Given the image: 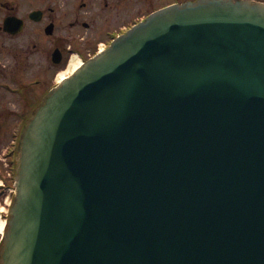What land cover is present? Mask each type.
<instances>
[{"label":"water","instance_id":"95a60500","mask_svg":"<svg viewBox=\"0 0 264 264\" xmlns=\"http://www.w3.org/2000/svg\"><path fill=\"white\" fill-rule=\"evenodd\" d=\"M15 164L0 264H264V3L152 13L43 97Z\"/></svg>","mask_w":264,"mask_h":264},{"label":"flooded vegetation","instance_id":"af4514ba","mask_svg":"<svg viewBox=\"0 0 264 264\" xmlns=\"http://www.w3.org/2000/svg\"><path fill=\"white\" fill-rule=\"evenodd\" d=\"M66 1L71 2L66 12H58L53 4L43 6L41 0H0V150L5 148L0 154V222L3 224L9 217L10 160L17 147L16 141L11 140L8 120L30 115L56 83L58 69L65 65L73 47L88 51L94 43L92 37L108 36L110 27L118 24L123 15L131 13L142 1L150 0ZM157 1L155 4L142 2L151 4L146 13L168 4L195 0ZM26 2L31 7L29 10ZM140 13L127 22L145 15ZM12 17L16 20L5 25ZM20 26L21 31H15ZM26 33L31 40L24 43Z\"/></svg>","mask_w":264,"mask_h":264},{"label":"rangeland","instance_id":"374dc122","mask_svg":"<svg viewBox=\"0 0 264 264\" xmlns=\"http://www.w3.org/2000/svg\"><path fill=\"white\" fill-rule=\"evenodd\" d=\"M27 1H29V0H27ZM64 1H65V2H64ZM41 2L43 3V4H42L43 6H44V5L53 4V6L56 7V9L58 10V12H66V10H67V5H71V4H69V3H71V2H70V1H66V0H41ZM142 2H143V3H151V4H155V3L158 2V1H157V0H150V1H148V2H144V1H142ZM142 2H141V4H138L137 7H136L134 10H132L131 13H127V14L123 15V16L121 17V20L118 22V24L112 25V26L110 27V29H112L111 32H114V31H115V32H119L120 30L124 29L125 26L128 27V26L131 24V22H127V21H128V19H129L131 16H135V15H137V14L140 13V12H141L140 14H144V13H146L145 10H147L148 8H150L151 4H143ZM36 3H37V2H36ZM159 3H161V2H159ZM28 4H29V2H26V9H27V10H29V9L31 8V7L28 6ZM58 18H59V20H61V17H58ZM132 24H133V23H132ZM105 27L108 28V25L105 26ZM27 35H28V33H26V35H25L24 38H23L24 43H27L28 41L31 40V39L27 38ZM91 40H93L94 44H93L92 47H90V49H89L88 51L83 52L85 56H88L89 54H93L95 51H97V50L102 46L103 43H107V41L109 40V38L106 37V36H104V37H98L97 39H95V38L92 37ZM69 44H70V43H68V41H67V42H66V45H67L66 47H68ZM71 55H72V54H71ZM71 55L68 56V59H67V62L65 63V65H64L63 67H60V68L58 69L57 75H58L62 70H64V69L67 67V65H68V63H69V61H70ZM57 75H56V76H57ZM56 78H57V77H56ZM26 113L28 114V112H26ZM8 121H9L8 125H9L10 129H12V127H14V128H15L14 131H16V130H17V124H15V123H16V119L13 118V117H11ZM4 150H5V148L1 149V150H0V154H1V152H3Z\"/></svg>","mask_w":264,"mask_h":264},{"label":"bare ground","instance_id":"6f19581e","mask_svg":"<svg viewBox=\"0 0 264 264\" xmlns=\"http://www.w3.org/2000/svg\"><path fill=\"white\" fill-rule=\"evenodd\" d=\"M103 49V45L100 47ZM81 65V59L76 55L72 54L67 67L57 75V81L63 80L68 74L72 73ZM2 222H0V230H2Z\"/></svg>","mask_w":264,"mask_h":264}]
</instances>
